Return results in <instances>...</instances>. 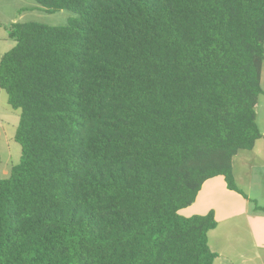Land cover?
<instances>
[{
  "label": "trees",
  "instance_id": "obj_1",
  "mask_svg": "<svg viewBox=\"0 0 264 264\" xmlns=\"http://www.w3.org/2000/svg\"><path fill=\"white\" fill-rule=\"evenodd\" d=\"M0 88L20 110L0 177V264H213L204 182L263 137L264 0H36ZM245 194V193H244Z\"/></svg>",
  "mask_w": 264,
  "mask_h": 264
},
{
  "label": "rangeland",
  "instance_id": "obj_2",
  "mask_svg": "<svg viewBox=\"0 0 264 264\" xmlns=\"http://www.w3.org/2000/svg\"><path fill=\"white\" fill-rule=\"evenodd\" d=\"M76 16V13L67 9L48 12L36 0H0V57L15 44V41L8 37L7 29L11 23L35 21L48 25H63L70 18ZM260 83L264 91V62L261 66ZM255 112L260 131L264 133V92L258 97ZM19 115L20 110L14 109L8 104L7 94L0 88V177L7 174L8 167L11 164H15L20 160L21 145L14 139ZM232 165L233 174L239 188L252 195V198L256 199L260 204H263L264 136L256 140L252 149L238 151L233 156ZM259 203L253 200L250 202V207L257 209V206H260ZM189 210V207L185 208L182 210V213L187 215ZM233 221L236 224L238 223L235 226L236 228H243L245 226L242 218L238 216L234 220L219 222L218 228L223 231L222 233H225ZM209 244L211 248L222 247L223 241L221 236H217L214 232L209 233ZM233 244L234 241L231 242V245ZM236 248H231L232 253ZM230 261L231 264H238L239 262V260Z\"/></svg>",
  "mask_w": 264,
  "mask_h": 264
},
{
  "label": "crops",
  "instance_id": "obj_3",
  "mask_svg": "<svg viewBox=\"0 0 264 264\" xmlns=\"http://www.w3.org/2000/svg\"><path fill=\"white\" fill-rule=\"evenodd\" d=\"M262 134L264 136L263 132ZM262 187L264 188V184ZM239 189L243 193L228 189L223 176L212 177L204 182L194 202L186 207L190 208L187 216L206 214L209 211L214 213L217 225L208 232V242L209 233L214 232L221 236L223 246L211 248L209 244L217 253L213 264H231L230 260H239L238 264H264V203L260 204L252 195ZM253 200L260 204L257 209L250 207ZM238 216L242 218L245 226L236 228L238 223L233 221L226 232L222 233L218 223L234 220ZM233 241L234 244L231 245ZM234 247L237 248L232 253L231 248Z\"/></svg>",
  "mask_w": 264,
  "mask_h": 264
}]
</instances>
